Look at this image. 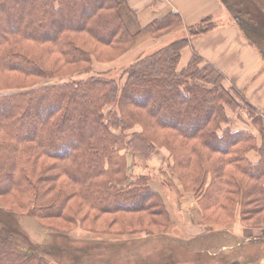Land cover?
Returning <instances> with one entry per match:
<instances>
[{
	"label": "trees",
	"instance_id": "1",
	"mask_svg": "<svg viewBox=\"0 0 264 264\" xmlns=\"http://www.w3.org/2000/svg\"><path fill=\"white\" fill-rule=\"evenodd\" d=\"M6 1L0 0V28L12 25L0 33V65H6L10 73L27 78H53L66 66L89 64L92 53L85 47L88 42L102 47H122L132 46L138 39L125 27L118 0H59L57 5L53 0H31L28 4L29 0H22L25 3L20 5ZM242 5L239 4L237 22L243 26ZM34 10L38 14L31 24L29 19L34 16ZM70 12L72 16H66ZM18 13L22 16L18 24H13ZM76 19L81 21L77 23ZM182 25L181 16L169 14L154 20L148 30L159 33ZM215 28L217 22L208 18L183 29L184 38L143 55L131 67L129 81L124 85L99 74L87 82L41 83L30 90L0 92V129L16 130L17 123L22 127L19 132L24 144L34 146L33 150H16L22 153L21 158H16L15 152V163H7L13 154L8 156V147H2L0 141V176L4 171L8 179L7 187L0 188V196H9L13 190L24 196L28 194L22 201L13 203L18 210H28L26 216L20 215L22 220L63 218L66 205L75 199L80 201L81 209L116 217L111 225L121 216L168 218L162 195L141 179L132 181L127 175L126 152L120 154L127 146L123 144V134L139 124L142 131L134 133V137L141 135L143 143L151 145L152 139L168 147L174 159L169 170L183 188L194 193L215 188L213 201L206 202L204 196L200 200L204 221L216 204L231 201L233 197L237 202L242 200L244 223L264 212V127L255 121L263 140L260 146L248 132L219 134L220 124L230 123L228 112L237 105L236 96L242 98L243 106L251 113L255 114L256 110L237 90H226L223 74L200 56L194 55L185 68L178 70L181 51L190 39ZM144 31L139 37L146 35ZM51 57H54L52 64ZM107 107L113 110L106 113ZM30 108L35 109L30 111ZM34 118H43V122L40 119L39 124L33 123ZM78 119L83 123L76 130ZM84 129L93 131L94 135L86 138ZM112 129H120L121 133L116 135ZM77 138L80 141L73 145ZM119 140L124 141L118 144ZM251 151L259 153L258 162L248 159ZM30 155L51 160L77 159L82 165H77V169L81 168L79 173L66 170L72 174H62L66 183L59 187L45 181L42 169L36 170L32 178L45 182L38 186L28 173L26 163L31 162ZM47 196L49 199L45 200ZM43 211L46 214L42 215ZM233 239V248L239 247L235 236Z\"/></svg>",
	"mask_w": 264,
	"mask_h": 264
},
{
	"label": "rangeland",
	"instance_id": "2",
	"mask_svg": "<svg viewBox=\"0 0 264 264\" xmlns=\"http://www.w3.org/2000/svg\"><path fill=\"white\" fill-rule=\"evenodd\" d=\"M11 1L13 4L16 2L19 5L25 3L22 0ZM53 1L55 5L59 4V0ZM118 1L121 8L119 13L125 27L133 37H138L132 46L102 47L88 42L85 47L92 53L89 64L66 66L59 76L47 77L46 79H40L39 77L27 78L20 74L10 73L7 66L1 64V94L30 90L41 83L43 85H54L65 82H87L90 78L99 74H106L105 77L108 81L114 80L116 83L124 85L129 81L131 67L136 65L143 55L152 53L186 36V32L181 31L182 26H173L159 33L151 29L148 30L154 20L148 24L140 21L136 10L127 6L123 0ZM30 2L31 0L27 4ZM222 4L227 10V17H231L232 21L239 19V4H243L244 13L242 11L240 16L243 20V27L251 42L260 43L264 47V0H222ZM34 12V16L29 19L31 24L34 23L33 18L38 14V11L34 10ZM20 15L21 13L17 14L16 21H13V24H18ZM66 16L71 17V12L66 13ZM38 20H40V16ZM76 20L77 23L81 21V19ZM11 25L12 23L2 25L0 33H3ZM141 31H144L146 35L140 34L143 37H139L138 34ZM53 62L54 57L49 58V63L52 64ZM178 70H181L179 66ZM236 98L238 100L237 105L231 107L228 112L230 123H221L219 134H223L225 131L234 134L235 132L229 129V126L233 125L236 119H239L237 121L239 126L247 123L259 127L255 124L256 120L258 123H262L258 114H256L257 112L255 114L251 113L248 108L243 106L242 98L237 96ZM53 104L55 105V103ZM34 109L30 108V111H34ZM112 110V107L105 108L106 113ZM230 114L233 118L230 117ZM40 119L43 122V118H34L33 123L39 124ZM12 120L15 121V118ZM80 123H83V121L78 119L76 130L80 129ZM15 124L16 130L8 128L5 132L0 129L2 147H8L6 152L8 156L11 153L13 154L12 158L6 161L7 163L12 161L15 163L17 157L21 158L22 153L18 154L16 150L24 151L27 148L32 150L34 148L32 144H24L21 132H19L22 127L17 123ZM222 126H227L229 130L223 129ZM76 130L71 131L74 133ZM111 131L116 135L121 133L120 129H112ZM141 131L142 127L138 124L125 132L123 137L121 136L125 140L123 144L127 146L120 151V154L123 155L126 152L127 175L132 181L141 179L145 184L148 183L154 191L162 195L163 206H165L164 209L168 218L162 215L156 217L140 214L121 216L118 222H113L111 225L112 220L114 221L116 217L110 214L98 215L96 211L81 209L80 201L75 199L66 205L63 218L59 219L53 216L34 219L30 217V219L24 218L22 220L20 215L26 216L28 210H18L13 203L22 201L28 194L24 196L19 191L14 192L13 190L9 196H0V264H248L252 259L257 258L258 251L262 254L264 252V241H262L264 236L260 241H254L251 237L255 236V232L250 229L252 227L264 228V212L246 220L244 226L250 228L245 231L242 229V233H244L241 234L242 237L229 231L228 233L223 231L233 225L237 208H241L242 211V200L237 202L235 197L231 201L222 200L216 205L213 203L216 208L209 211L206 221H204L200 200L201 198L204 200V196L206 202L213 201L215 188L199 193L190 192L183 188L178 178L169 170V167L174 164V159L171 158L170 152L166 149L168 147L152 142V139L150 140L151 145L141 142V135L140 137H134L133 135L134 133L140 134ZM93 133V131H85V129L83 131L86 138L92 137ZM78 140V138L75 139L72 144H77ZM124 140H119L118 144H121ZM15 152L16 158L14 157ZM256 153L260 158L259 153ZM114 156H117L115 151ZM30 159L31 162L26 163L28 173H31L30 180L38 186L44 185L45 182L39 183L32 178V174L36 170L42 169L45 173H43L45 181L53 182L59 187L61 184L66 183V179L62 177V174L66 173L69 176L72 174H68L66 170L79 173L81 168L77 169V165L78 163H80V166L82 165L80 160L77 159L51 160L38 155H30ZM105 160L109 162V160ZM16 164L21 167L20 162ZM23 172L26 173L24 170ZM232 173H234V170ZM0 181H3V183H0V188L7 187L8 179L4 171L0 176ZM209 181L210 177L208 183ZM13 188H16V184H13ZM188 193L192 197L191 200H188ZM186 194L187 196H185ZM48 199L49 196L45 198V200ZM190 201L195 202L196 205L192 208L199 209V211L198 215L191 214L194 225H188L187 228L188 214L193 210L189 209L186 214L183 213L184 216H181L182 213L176 216L175 208H180L184 206L182 205L183 202ZM44 214H46L45 211L42 215ZM240 217L242 219V213ZM234 235L237 236L236 241L238 240L239 247L237 248H233L235 245ZM130 241L132 243H128ZM252 242L254 243L252 244ZM225 244L230 248L228 250L220 249Z\"/></svg>",
	"mask_w": 264,
	"mask_h": 264
},
{
	"label": "crops",
	"instance_id": "3",
	"mask_svg": "<svg viewBox=\"0 0 264 264\" xmlns=\"http://www.w3.org/2000/svg\"><path fill=\"white\" fill-rule=\"evenodd\" d=\"M123 2L136 10L140 21L147 24L169 14H178L182 19L181 31L183 32V29L186 30L187 27L213 18L218 23L217 28L190 39L189 45L182 51L179 68L186 67L194 55L200 56L206 64L213 65L223 74L224 87L237 90L256 110L258 117H262L261 125L264 127V47L260 43L252 44L244 27L239 22L232 21L231 17H227V10L222 0H123ZM230 117L233 118L231 114ZM238 120L236 119L229 129L234 132L251 133L256 137L257 145L260 146L263 142L260 129L247 123L239 126ZM222 128L226 130L227 126H222ZM248 159L256 163L260 158L255 151H251L248 153ZM188 198L191 200L190 194ZM182 205L184 206L175 208L176 216L181 213V216H184L189 209L193 210L188 214V228V225H194L191 214L198 215L199 209L192 208L196 207L193 201L183 202ZM240 214L241 208H237L233 225L223 231H227L226 233L229 231L242 237L241 234H244L242 229L245 231L250 227L244 226ZM250 230L255 232V236L251 237L254 241H260L264 236L262 227H252ZM229 248L225 244L220 249L228 250ZM248 264H264V252L261 254L258 251L257 258L252 259Z\"/></svg>",
	"mask_w": 264,
	"mask_h": 264
}]
</instances>
